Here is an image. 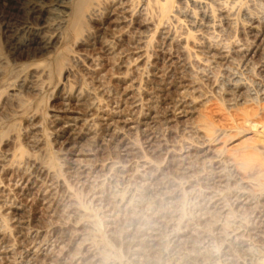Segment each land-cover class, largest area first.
Returning a JSON list of instances; mask_svg holds the SVG:
<instances>
[{"label": "rangeland", "instance_id": "374dc122", "mask_svg": "<svg viewBox=\"0 0 264 264\" xmlns=\"http://www.w3.org/2000/svg\"><path fill=\"white\" fill-rule=\"evenodd\" d=\"M55 1L0 0V264H264V151L238 172L224 157L264 128L197 131L210 105L264 103V0H87L77 21Z\"/></svg>", "mask_w": 264, "mask_h": 264}, {"label": "bare ground", "instance_id": "6f19581e", "mask_svg": "<svg viewBox=\"0 0 264 264\" xmlns=\"http://www.w3.org/2000/svg\"><path fill=\"white\" fill-rule=\"evenodd\" d=\"M58 0H56L55 2H57ZM71 1V0H70ZM86 1L87 0H73V6H72V8H71V11H72V15H73V17H74V20L75 21H77L78 20V18L82 15V13H83V11H84V8H85V6H86ZM191 1V0H190ZM222 1V0H221ZM58 3V2H57ZM56 3V4H57ZM62 3V2H61ZM193 4V3H192ZM218 4H219V2H218ZM218 4H216V5H218ZM124 5V4H123ZM220 5V4H219ZM122 7V6H121ZM218 10H219V13H218V17L222 20L221 22V24H225V26H227V27H229V28H231V25H232V20H231V15L229 14V13H226L225 12V10L223 11V9H219L218 8ZM227 11V10H226ZM228 12H229V10H228ZM168 13V8H167V6L166 5H164L163 7H162V15H166ZM204 17H205V15H203ZM209 17H207V19H208ZM206 19V20H207ZM209 20V19H208ZM210 20H211V18H210ZM209 20V21H210ZM209 21H207L208 23H209ZM212 21V20H211ZM206 22V23H207ZM215 22V21H214ZM207 23V24H208ZM209 24H211V23H209ZM218 24V23H217ZM216 24V25H217ZM67 25H69V27L70 28H72L73 29V25L72 24H67ZM208 26V25H207ZM218 26V25H217ZM224 26V27H225ZM256 26H258V25H256ZM204 27H205V25H204ZM216 27V26H215ZM226 28V27H225ZM261 28L262 29H259V28H257V27H251V31L253 32V39H254V42L257 44L256 45V48H259L260 49V51L261 50H263L264 49V27H262L261 26ZM209 29V28H208ZM218 31V30H217ZM227 31V30H226ZM229 31V30H228ZM210 32V30L208 31V33ZM228 33V32H227ZM226 33V34H227ZM231 34V33H230ZM212 35V34H211ZM247 35V37L249 36V35H251V34H246ZM167 36V35H166ZM202 38V37H201ZM251 38V37H250ZM203 40V39H202ZM250 40V39H249ZM183 41V40H182ZM227 41V40H226ZM237 41V40H236ZM252 41V40H251ZM253 42V41H252ZM251 42V43H252ZM182 43V42H181ZM184 43V42H183ZM204 43V42H203ZM236 43V42H235ZM247 44V43H246ZM253 44V43H252ZM251 44V45H252ZM207 46V45H206ZM254 46V45H253ZM258 46V47H257ZM230 47V46H229ZM252 47V46H251ZM139 48V47H138ZM206 48V47H205ZM208 48L209 49H212V46H211V48L208 46ZM215 48H216V46H215ZM238 48V47H237ZM239 49V48H238ZM238 49H237V51H238ZM253 49H255V48H253ZM252 49V50H253ZM212 50H214V49H212ZM211 50V51H212ZM216 51H217V49H215ZM219 50V49H218ZM240 50V49H239ZM249 50V49H248ZM248 50H247V52H248ZM256 50V49H255ZM171 51V50H170ZM208 51H210V50H208ZM207 51V52H208ZM222 51V50H221ZM224 51V50H223ZM226 51V50H225ZM205 52V51H204ZM206 52V53H207ZM219 52V51H218ZM217 52V53H218ZM238 52H240V51H238ZM212 53V52H211ZM221 53V52H220ZM258 53V52H257ZM212 54H214V53H212ZM219 54V53H218ZM252 54H253V51H252ZM261 54H262V52H261ZM261 54H259V56L261 55ZM216 55V54H215ZM215 55H213V56H215ZM224 55V54H223ZM245 55H246V53H245ZM212 56V55H211ZM218 56V55H217ZM227 56V55H226ZM250 56H252V55H250ZM254 56V55H253ZM252 56V57H253ZM208 57V56H207ZM216 57V56H215ZM220 57V56H219ZM224 57H225V55H224ZM209 58V57H208ZM211 59V58H210ZM214 59V58H213ZM217 59V58H216ZM220 59H222V58H220ZM259 59H260V57H259ZM263 61H264V58H263ZM212 62V61H211ZM219 62V61H218ZM218 62H217V64H218ZM228 62V61H227ZM214 64H215V59H214ZM223 64V63H222ZM221 64V65H222ZM164 65V64H163ZM170 65V64H169ZM262 67V66H261ZM264 67V66H263ZM160 86V85H159ZM180 85H178L177 87H179ZM163 87V86H162ZM167 87V86H166ZM176 87V88H177ZM168 88V90H169V87H167ZM167 88H165V89H167ZM159 88L157 87V90H158ZM162 89V88H161ZM161 89H159L160 91H161ZM174 89V88H173ZM178 89V88H177ZM156 90V91H157ZM163 91H165V90H163ZM170 91V90H169ZM180 91V90H179ZM173 92H175V90L173 91ZM177 92V91H176ZM175 92V93H176ZM184 91L182 90L181 91V93H183ZM169 94V93H168ZM180 94V93H179ZM156 95V94H155ZM167 95V94H166ZM183 95V94H182ZM187 95V94H186ZM163 96V95H162ZM173 96H174V94H173ZM168 98L169 97V100L172 98H170V96H165V97H163V100L165 101V98ZM157 98V97H156ZM179 98V97H178ZM178 98H176V99H178ZM185 98H187V97H181V101H183ZM159 99V98H158ZM180 99V98H179ZM188 99V98H187ZM171 100H173V98L171 99ZM167 101V100H166ZM175 101H177V100H175ZM180 101V102H181ZM179 101H178V105H180L179 103H180ZM185 102H187V101H185ZM170 103H172V102H170ZM177 103V102H176ZM79 104V103H78ZM118 104V103H117ZM132 104V103H131ZM185 104V103H184ZM187 104V103H186ZM185 104V105H186ZM66 105V104H65ZM65 105L63 106L64 108H65ZM178 105H177V107H178ZM68 107V106H67ZM65 108V110L67 111V109L68 108ZM229 107V112H230V114L229 115H225V114H222V112H220V109H217L214 105H210L207 109H206V112H205V119L206 120H208L209 122H210V127L209 128H207L206 130H204V131H200V130H198L197 129V131H198V133H200L202 136H201V138L202 139H204L202 142H204L205 140L206 141H210V139H212V134H213V132L217 129L218 131H225V132H228V131H232V130H237V129H243L244 128V126L245 125H247V123L248 122H250V123H252V124H254V125H256V126H261L262 128H264V103H262V104H259L258 106H254L253 104H251L250 102H248V100L246 101H244V102H242V103H240L239 104V106L238 107H236V106H233V105H229L228 106ZM173 108V107H172ZM174 110H176L175 108H173ZM63 110V109H62ZM123 110V109H122ZM172 111V110H171ZM179 111H181V110H178V112ZM64 112L65 111H63V114H64ZM73 112V111H72ZM77 112V111H76ZM114 112H116V111H114ZM113 112V113H114ZM119 113H120V111H118ZM153 112V111H152ZM169 112V111H168ZM182 112V111H181ZM67 113H68V111H67ZM173 113V112H172ZM184 113V112H183ZM120 114H122V113H120ZM158 114V113H157ZM171 114V113H170ZM108 115V114H107ZM107 115H106V117H107ZM110 115V114H109ZM116 115V114H115ZM118 115V114H117ZM133 115V114H132ZM66 116V115H65ZM120 116V115H119ZM155 116V115H154ZM162 116V115H161ZM181 116H183V115H181ZM60 117V116H59ZM64 117V116H63ZM66 117H68V116H66ZM71 117V116H70ZM75 117V116H74ZM73 117V118H74ZM175 117V116H174ZM65 118V117H64ZM111 118V117H110ZM110 118H108V119H110ZM132 118V117H131ZM214 118H217V119H214ZM61 119V118H60ZM77 118H74V119H72V118H65V120H64V125H65V127H67V128H69V127H72L75 123L74 122H76V121H74V120H76ZM127 119V118H126ZM125 119V120H126ZM62 120V121H63ZM78 120V119H77ZM84 120V119H83ZM107 120V119H106ZM213 120V121H212ZM112 122V121H111ZM110 122V123H111ZM119 122H120V120H119ZM119 122H118V124H119ZM84 123H85V121H84ZM110 123H108V124H110ZM83 124V123H82ZM107 124V125H108ZM114 124H115V122H114ZM118 124H115V126L116 125H118ZM112 125H113V122H112ZM108 126H111V124L110 125H108ZM124 127H127L128 129L130 128V122L127 120V121H123L122 122V126L121 127H118V126H116V128H118V130L116 131V132H114V135L113 136H111V137H108V138H114L115 140H116V138H119L121 135V132L123 131L122 129H124ZM108 128V127H107ZM106 128V129H107ZM216 128V129H215ZM105 130V129H104ZM112 130H113V128H112ZM133 130V129H132ZM72 131L74 132V130L72 129ZM107 131V130H106ZM105 131V132H106ZM110 131V130H109ZM114 131V130H113ZM110 133V132H109ZM215 133H216V131H215ZM111 134V133H110ZM126 134V133H125ZM199 134V135H200ZM77 135V134H76ZM109 135V134H108ZM215 136V135H214ZM255 136H256V138H255ZM259 138H258V137ZM200 137V136H199ZM126 138V137H125ZM85 139V138H84ZM200 139V138H199ZM121 140H122V138H121ZM126 140V139H125ZM124 140V141H125ZM119 141V143H120V148H122V151H124V152H126V153H124V155H123V158H125V157H128V155H130L129 153L130 152H128L127 153V151H129V148H128V145L127 144H125V142H121L120 140H118ZM123 141V140H122ZM201 141V140H200ZM110 142V141H109ZM116 143V142H115ZM118 142L116 143V144H119ZM151 144H149L150 146L151 145H153L152 144V141L150 142ZM205 143V142H204ZM160 144V143H159ZM165 144V143H164ZM167 144V143H166ZM160 145H162V144H160ZM204 145V144H203ZM130 146V145H129ZM150 146H149V148H150ZM157 146V145H156ZM169 146V145H168ZM171 146V145H170ZM243 146V147H242ZM152 147V146H151ZM155 147V146H154ZM165 147V146H164ZM164 147H163V149H164ZM166 147H167V145H166ZM242 147V148H241ZM114 148H116V147H114ZM118 148V147H117ZM116 148V149H117ZM157 149H158V147H156ZM133 148L131 147V150H132ZM155 148H153V150H154ZM156 149V150H157ZM162 149V151H165V150H163ZM230 150H226V156H224L225 158H226V160H225V164L228 166V167H230V168H233V171H235L236 170V172H238L239 171V166H241V164H242V162H243V160H245V158L246 157H249V156H256V155H258L259 154V152L260 151H264V135L263 136H259V135H253V137H247V138H245V139H243V140H241L239 143H237L236 145H234L233 146V148H229ZM117 150H119V149H117ZM151 150V149H150ZM159 150H161L160 148H159ZM158 150V151H159ZM168 150V149H167ZM166 150V151H167ZM178 150V149H177ZM207 151V150H206ZM151 152H153V151H151ZM170 152V151H169ZM221 152V151H220ZM219 152V153H220ZM77 153V152H76ZM122 152H120V154H121ZM163 153V152H162ZM218 153V155L220 156V154ZM81 154V153H80ZM133 154H135V153H133ZM76 155H78V154H76ZM82 155V154H81ZM84 155V154H83ZM132 155V154H131ZM218 155H216V156H218ZM120 156V155H119ZM133 156V155H132ZM131 156V157H132ZM222 156V155H221ZM216 158V157H215ZM133 159V158H132ZM88 160V159H87ZM123 160V159H122ZM126 160V159H125ZM125 160H123V161H125ZM79 161V160H78ZM81 161V160H80ZM123 161L121 162V160L120 161H118V166L116 165V166H114L115 168H117V167H119L120 169L122 168L123 170L125 169V165L126 164H123ZM152 161V160H151ZM75 162H76V160H75ZM84 162V161H83ZM102 162V161H101ZM120 162V163H119ZM127 162H131V161H127ZM126 162V163H127ZM222 163L224 162V161H221ZM220 162V163H221ZM77 163V162H76ZM81 163H82V161H81ZM143 163V162H142ZM80 164V163H79ZM78 164V165H79ZM114 164H117L116 162L114 163ZM113 164V165H114ZM143 165L144 166H148L149 164L147 163V162H144L143 163ZM143 165H142V169L144 168L143 167ZM223 167H224V164L222 165ZM74 167H75V164H74ZM80 168H82L81 170H83V168L85 169L86 167L84 166V164L83 165H80L79 166ZM113 167V166H112ZM226 167V166H225ZM79 168V169H80ZM146 168V167H145ZM260 168H261V170H260V173H263L264 174V162L260 165ZM148 169V168H147ZM117 170H119V169H117ZM124 172V171H123ZM239 175H240V177L241 178H239L238 177V179H240V181L242 182V184H245V185H247L249 182H248V179H247V177H245V176H243L242 174H240V172H239ZM34 177V176H33ZM229 177V176H228ZM164 179V178H163ZM237 179V180H238ZM160 180V179H159ZM93 181V180H92ZM160 182H162V181H160ZM238 182H239V180H238ZM153 183V182H152ZM236 183V182H235ZM240 183V182H239ZM34 184V183H33ZM143 185V184H142ZM148 185V184H147ZM153 185V184H152ZM244 186V185H243ZM249 186V185H248ZM151 187V186H150ZM149 187V188H150ZM154 187V186H153ZM220 187H222V186H220ZM153 190V189H152ZM211 190V189H210ZM252 190H254L253 188H252ZM226 192V191H225ZM168 193V192H167ZM243 193V192H242ZM155 194V193H154ZM245 194V193H244ZM43 195V194H42ZM217 195H218V193H217ZM143 196V195H142ZM162 196V195H161ZM167 196V195H166ZM222 197V196H221ZM211 198V197H210ZM219 198V197H218ZM237 198V197H236ZM244 198V197H243ZM241 199V198H240ZM246 199V198H245ZM244 199V200H245ZM264 199V198H263ZM241 201H243V200H241ZM248 201V200H247ZM49 202V201H48ZM212 202V201H211ZM240 202V201H239ZM128 203V202H127ZM190 203V202H189ZM209 203V202H208ZM223 203V202H222ZM245 204V203H244ZM251 204V203H250ZM259 204V203H258ZM174 205V204H173ZM148 206V205H147ZM254 206V205H253ZM55 207V206H54ZM130 207V206H129ZM46 208V207H45ZM126 208V207H125ZM222 208V207H221ZM161 209V208H160ZM53 210V209H52ZM223 210V209H222ZM229 210V209H228ZM256 210H258V209H256ZM55 211V210H54ZM140 211V210H139ZM160 211V210H159ZM238 211V210H237ZM259 212V211H258ZM52 213V212H51ZM112 213V212H111ZM155 214V213H154ZM181 214V213H180ZM53 215V214H52ZM248 215V214H247ZM262 215V214H261ZM154 216V215H153ZM158 216V215H157ZM59 217V216H58ZM115 217V216H114ZM152 217V216H151ZM162 217H164V216H162ZM211 217V216H210ZM204 218V217H203ZM251 218V217H250ZM223 219V218H222ZM244 219V218H243ZM211 220V219H210ZM175 221V220H174ZM184 222V221H183ZM69 223V222H68ZM170 223V222H169ZM174 224V223H173ZM220 224V223H219ZM227 224V223H226ZM153 225V224H152ZM167 225V224H166ZM179 225V224H178ZM66 226V225H65ZM136 226V225H135ZM149 226H150V224H149ZM236 226H238V225H236ZM52 227V226H51ZM154 227H155V225H154ZM140 228V227H139ZM141 228H143V227H141ZM150 228V227H149ZM158 228V227H157ZM176 228V227H175ZM179 228V227H178ZM60 229V228H59ZM55 230H58V228L57 229H55ZM61 230V229H60ZM59 230V231H60ZM62 230H64V229H62ZM139 230V229H138ZM138 230H136V231H138ZM143 230V229H142ZM149 230V229H148ZM158 230V229H157ZM185 231V230H184ZM237 231V230H236ZM56 232H58V231H56ZM61 232V231H60ZM135 232V231H134ZM158 232V231H157ZM59 233V232H58ZM139 233V232H138ZM53 234V233H52ZM62 234V233H61ZM69 234V233H68ZM177 234H179V233H177ZM63 235V234H62ZM61 235V236H62ZM70 235V234H69ZM73 235V234H72ZM136 235V234H135ZM156 235H157V233H156V230L155 229H150L149 231H146V240L150 243V245L151 246H153L154 245V243L156 242V238H158V237H156ZM160 235V234H159ZM171 235V234H170ZM145 236H143V240H144V237ZM165 236V235H164ZM176 236V235H175ZM179 236V235H178ZM58 237V236H57ZM141 237H142V235H141ZM156 237V238H155ZM75 238H77V237H75ZM132 238V237H131ZM134 238V237H133ZM137 238V237H136ZM176 238V240H178V237H175ZM60 239V241L59 242H61L62 243V245L63 246H61V247H59V249L57 250V251H59L60 253H65L68 249H69V247H70V242H71V240H70V238L68 239L67 237H65V236H62V237H60L59 238ZM62 239V240H61ZM86 239V238H85ZM242 239V238H241ZM55 240V239H54ZM56 240H58V238L56 239ZM74 240V239H73ZM138 240H140V239H138ZM160 240V239H159ZM81 241V240H80ZM85 241H87V240H85ZM135 241V240H134ZM137 241V240H136ZM182 241V240H181ZM236 241V240H235ZM239 241V240H238ZM57 242V241H56ZM58 242V243H59ZM88 242V241H87ZM131 242V241H130ZM74 243V242H73ZM85 243V245H86V242H84ZM137 243V242H136ZM142 243V242H141ZM146 243V242H145ZM233 243H235V242H233ZM57 244V243H56ZM55 245V244H54ZM59 245V244H58ZM132 245V244H131ZM140 245V244H139ZM146 245V244H145ZM240 245H243V244H240ZM149 246V245H148ZM159 246V245H158ZM155 247V246H154ZM84 248V247H83ZM156 248V247H155ZM155 248H153V249H155ZM86 249V248H85ZM87 249H88V247H87ZM133 249H136V248H133ZM152 249V248H151ZM220 249V248H219ZM56 251V250H55ZM89 251V250H88ZM87 251V252H88ZM132 251H134V250H132ZM138 251H139V249H138ZM44 252V251H43ZM70 252V251H69ZM33 253V254H32ZM32 253H30V254H32V255H35L36 257H37V253H36V250L35 251H33ZM79 253H81V252H79ZM144 253V252H143ZM143 253H141V254H143ZM42 254V253H41ZM58 254V253H57ZM66 254V253H65ZM84 254H85V252H84ZM83 254V256H81V254H79V256H77V261L78 262H81V263H83V262H85V261H87L88 260V262L90 263V264H94L97 260H96V257L93 255V253L92 254H88L87 253V255H84ZM45 255V254H44ZM61 255V254H60ZM30 256V255H29ZM48 256V255H47ZM57 256H59V254L57 255ZM65 256V255H64ZM76 256V255H75ZM136 256V255H135ZM56 257V256H55ZM61 256H59V258H60ZM46 258V257H45ZM50 258V257H49ZM58 258V257H57ZM64 258V257H63ZM104 259V258H103ZM106 259V258H105ZM155 259V258H154ZM207 259V258H206ZM55 260V259H54ZM249 260V259H248ZM105 261V260H104ZM63 262V261H62ZM67 262V261H66ZM73 262V261H72ZM71 262V263H72ZM87 262V263H88ZM108 262V261H107ZM159 262V261H158ZM56 263V262H55ZM59 263H60V261H59ZM120 263V262H119ZM143 263V262H142ZM194 263V262H193ZM58 264V263H57ZM62 264V263H61ZM70 264V263H69ZM85 264H86V262H85ZM96 264V263H95ZM98 264V263H97ZM112 264V263H111ZM201 264V263H200ZM202 264H204V263H202Z\"/></svg>", "mask_w": 264, "mask_h": 264}, {"label": "snow or ice", "instance_id": "6c2138e0", "mask_svg": "<svg viewBox=\"0 0 264 264\" xmlns=\"http://www.w3.org/2000/svg\"><path fill=\"white\" fill-rule=\"evenodd\" d=\"M24 38H25V34L24 33H20L18 35V39L23 40Z\"/></svg>", "mask_w": 264, "mask_h": 264}]
</instances>
